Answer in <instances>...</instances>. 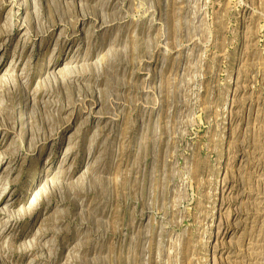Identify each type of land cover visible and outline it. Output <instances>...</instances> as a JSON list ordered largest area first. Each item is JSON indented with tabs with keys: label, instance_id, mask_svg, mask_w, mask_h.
<instances>
[{
	"label": "rangeland",
	"instance_id": "1",
	"mask_svg": "<svg viewBox=\"0 0 264 264\" xmlns=\"http://www.w3.org/2000/svg\"><path fill=\"white\" fill-rule=\"evenodd\" d=\"M0 264H264V0H0Z\"/></svg>",
	"mask_w": 264,
	"mask_h": 264
}]
</instances>
